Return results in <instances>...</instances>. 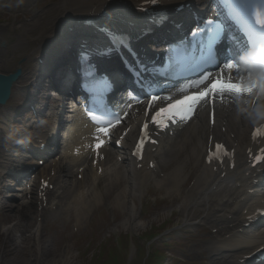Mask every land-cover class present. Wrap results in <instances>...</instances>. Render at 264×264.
I'll return each mask as SVG.
<instances>
[{"label":"rangeland","instance_id":"obj_1","mask_svg":"<svg viewBox=\"0 0 264 264\" xmlns=\"http://www.w3.org/2000/svg\"><path fill=\"white\" fill-rule=\"evenodd\" d=\"M29 17H30L29 14L26 15V16L18 15V17H15L14 19H15V22H18L19 20L27 21V18H29ZM4 20H7V18L4 19ZM8 20L10 21L12 19L8 18ZM43 22H36V23L38 24V23H43ZM29 24L32 25V24H34V22L29 23ZM19 30L20 29L13 30V31H8V30L4 31V34L2 35V37H0V39L4 38V39L7 40L6 43H7V47L8 48L12 44H15V43L21 44V43H23L25 41L24 39H22L20 37L19 34H15V33H19ZM30 34L33 36V33H30ZM35 48H36V46H34L33 43H28L25 47L18 46L15 51H10V55H8L7 60H12L13 61L16 58L19 59V58H22V57H26L27 59L24 60V62H23V65H24L26 63V61L29 60V58H30L29 54ZM163 195L164 194L162 192H157V193H155L154 196H150V195L147 194V191H146V193L143 195L144 199H141L140 202L142 203V202H144V200H153L154 203L151 206L148 205L149 207H151V211L148 212L146 217H142L141 218L142 219V224H144V227L136 228L134 230H129V228L126 229L125 227L124 228L117 227L118 224L114 223L113 219H111L110 216H106L104 218L105 212H103V209L105 210L107 204L110 206V203H112V199L110 198V200H109L110 203L106 201V203L102 207H100L97 211L92 213V215L90 216V218L93 217L92 218L93 223L92 224H90L89 222L86 223L85 226L82 229V230H84L83 232H86L87 235L90 233V231H93V229H94L96 231V233L100 236L99 241L98 242L95 241V243L93 244V247L91 246L92 249H90V252L91 253H96V252H98V249L104 251L106 249L105 247L109 248L111 243L107 242L105 244L106 240L108 239L107 238L108 236L112 237L114 239V241H115L120 234H125L126 237H127V234H129L128 232H130L132 235H138L139 233H142L144 230H146V228L149 227V225L151 223H161V222L165 221V219H168L169 216H166L164 214V212L168 213V210L170 212L171 211H175V207H174L175 204H174V202L169 204V201L171 199L166 200V197L163 196ZM8 204H10V203H8ZM135 204H136V206L139 205L137 203V201H136ZM13 205L16 206V204H13ZM14 209L15 208L12 207V205H11V211L12 212L14 211ZM121 209L120 210L116 209V210L121 211V212L124 213V211H122ZM7 210L8 209H6V211ZM6 211H4V213ZM4 213L2 215H0V227L3 226V225L4 226H7V225L12 226L14 224V222L17 220L16 219L17 217L20 218V219H24V217L21 216L20 212L19 213H15V216H14L15 219H13V220H11L9 218H6V217H3L5 215ZM156 215H159V217L155 218ZM33 218H34V222H32V225H33L32 227L35 228L36 226H38L41 229L42 235H43V239L45 241H47L49 243V245H50V247H48V249L51 248L54 252L57 251L58 250L57 246H58L59 243L62 245L61 247L65 248V249H67L69 251H71L70 248L74 249V252L71 251L72 252V254H71L72 257L71 258H70V256L68 257L70 259V262L68 261V264H81V262L83 264H89V261H91V264H101L102 263L101 259H100V255H93L92 258H91V254H88L87 256L83 255V251L80 248H83L87 244V242L90 241L89 238L86 235H84V237L81 238L83 240V242L77 244V246H78L77 249H80V252L79 251L78 252L82 256H81V259H77L75 261V258L77 257L78 254H77V251H75L76 248H73L72 242H70L68 239H65V237H67L68 233L66 231L65 232L57 231L58 227H54V226L51 227V225L49 223H47V224H45L43 226H40L39 223L36 222L35 216H33ZM175 218H178L177 221L181 220V218L178 217L177 215H176ZM175 218L171 219V221H173ZM195 222L201 223V220L200 219H195ZM28 224H30V223H28ZM113 227H116V228L113 230ZM190 234L194 238H193L192 242L188 243L187 248H188V250L190 251V253L193 255V257L195 259H200L201 255L199 253V250L202 248L203 244L207 243V241L209 239L206 238V235H205L206 232H204V229H202V228H199L197 231L195 230V228H191ZM104 236H105V241L102 242ZM1 240H2V238H1ZM7 243H8V241H7ZM100 245H102V247ZM7 246H9V244ZM1 247H2V245L0 243V249H1ZM95 247H97V249H95ZM12 248L14 250L11 251V253H9V256H7L5 258V260H7L9 262L19 261V262H22L23 264L26 261H28L27 259L29 258L30 254L26 253L23 248L20 251L16 250L14 248V246H12ZM10 249L11 248L8 247V250H10ZM93 249H95V250H93ZM2 250H3V248H2ZM2 250L0 252V264H4L3 260H2V259H4ZM34 252H36V251H34ZM109 252L110 251L108 250V253ZM105 255L106 254H104V256ZM46 256L47 255H45V258H43L45 260H43V261L39 260V261L44 263V264L45 263H49L50 264V261H52L53 257L48 259V256H49V254H48L47 259H46ZM1 257H2V259H1ZM33 259H31V261Z\"/></svg>","mask_w":264,"mask_h":264},{"label":"bare ground","instance_id":"obj_2","mask_svg":"<svg viewBox=\"0 0 264 264\" xmlns=\"http://www.w3.org/2000/svg\"><path fill=\"white\" fill-rule=\"evenodd\" d=\"M112 1V0H111ZM121 2H123V4H119L120 6L123 7L124 12L128 13V5L131 4H136V1L134 0H119ZM165 5H173L176 3H180L183 1H188V0H161ZM115 5V4H114ZM114 7L113 4L108 3L106 0H62L61 2L58 3L57 7H54V9H56L57 14H55L54 16H52V18H54V20L51 22L48 20V22L46 23L47 27H49L51 29V32L55 29L58 28L61 24L63 23H67L69 24V27L73 26V23L71 20H76L77 17L81 18L82 21L85 20H92L95 17H100L104 14V12H106L107 14L112 10L110 8ZM49 12H47L48 14ZM38 25V24H37ZM79 28H83L81 25ZM47 31V28L44 29H37L36 33L39 34L38 36H40L42 33H44V31ZM50 32V33H51ZM36 39H38V37H34ZM46 33L44 34V37H41V43H45L46 42ZM22 76L20 77V79L13 85L12 87V93H11V97H16L18 95V91H16L18 85L21 83L22 81ZM6 106H4L3 108H5ZM2 108V107H0ZM254 117H257L256 120H258L259 118H261V120L264 122V115H260L259 113H255L253 114ZM250 122L246 121V120H240V122L234 123V126L231 128V130L236 134L238 140H239V135H243L246 134V137L249 133V125ZM238 134V135H237ZM242 142V141H240ZM189 151L187 153V155L191 154L193 157V161L196 163L198 160V156H199V152H198V143L195 142V140L193 138L188 139L186 141V144L183 146L177 145L174 146L172 149V159H174L175 161H177L179 159V156L186 152ZM236 156L238 157L239 154L236 153ZM189 158V156H188ZM188 158H186L185 160H183L180 163H177L170 171V173L168 175H166L165 179L162 180V182H167L168 183V187L166 189L167 193H172L170 195H176L178 192V188L179 185L184 181V176L182 175V167L185 166L186 161L189 160ZM116 167V164L112 167V169L110 170V173L113 177L117 178V182L119 184H121L124 181V175L123 173H120L118 171ZM202 173L200 174V176H198L197 178L201 177ZM167 178V180H166ZM107 180L109 181V183L113 184V180L111 178L107 177ZM138 188H134V186H132L130 188L129 192L126 191H119L118 195H122V194H128V197L131 198H136V195H138L139 191H136ZM191 196L194 200V205L196 206L195 208L193 207H189V204L187 202L186 206L183 209V212L185 213L187 210H189L188 214L191 215L192 217H197L201 214L200 210L203 211V213H208L210 211L211 205L214 204L215 207V199H212L209 202H205V198L201 199V202L203 204L199 205L200 200L196 197L195 194V190L194 188H191L190 190ZM116 201L118 203H122V201L118 198ZM199 205V206H198ZM23 207V206H22ZM17 208V206L15 207ZM7 213L6 215H10L11 212V206H7ZM16 210L18 209H14L13 213L14 214L16 212ZM216 211V209L214 210ZM24 216V215H22ZM208 216V215H205ZM31 220V218H30ZM132 222L130 221H126V223L124 224L125 226H130ZM42 224V223H41ZM82 223L79 224V222L77 223V226H79ZM20 225L19 226H14L13 227V231L16 230H20ZM1 230V229H0ZM25 232V230H22ZM35 236H37V231L34 232V243H35ZM264 237V234L259 235V238L262 239ZM6 238H8L10 240L9 242V246H6V242L3 243L2 245V253H3V263L4 264H23L22 262L19 261H12L9 262L7 260H5V258L7 256H9V253H11V251L13 250H8V247H12L14 246V235L12 236L10 233H8V235L6 236ZM36 242L37 239H36ZM246 244H248L250 241H245ZM37 244V243H36ZM45 244L43 242H38V250L39 249H44L45 248ZM251 249L253 247H250ZM4 251V252H3ZM248 248L245 250V252H248ZM1 252V249H0ZM50 252V250L48 248L44 249L41 253H39V256L43 257L45 255H47ZM229 252H233L232 250H229ZM209 255L212 254V252H210L208 250ZM37 256V255H36ZM37 256L36 258H34L32 261L28 260L26 261L24 264H44L40 261H43V258ZM227 259L229 258L228 256L226 257ZM40 260V261H39ZM2 262V261H1ZM218 262V261H217ZM219 263V262H218ZM45 264H49V263H45ZM50 264H68V261L66 260V257L64 254L59 253L57 256L54 257V259L52 260V262ZM217 264V263H216ZM220 264H228L227 262H223L221 261Z\"/></svg>","mask_w":264,"mask_h":264},{"label":"snow or ice","instance_id":"obj_3","mask_svg":"<svg viewBox=\"0 0 264 264\" xmlns=\"http://www.w3.org/2000/svg\"><path fill=\"white\" fill-rule=\"evenodd\" d=\"M224 67L226 69H228L229 71L235 69L237 66L235 65L234 62L229 61L227 62ZM257 85H249L247 87H244L242 84H233V83H222L219 80L214 83L211 87V89H209L210 92H229V93H233V94H244V93H249L253 90L254 87H256ZM259 86L264 87V72L260 73L259 76ZM205 95H207L206 93H202L199 97H190L189 99L191 100H199L201 98H203ZM189 110L190 107H189ZM97 149H99L101 147L100 144H97L95 146Z\"/></svg>","mask_w":264,"mask_h":264}]
</instances>
